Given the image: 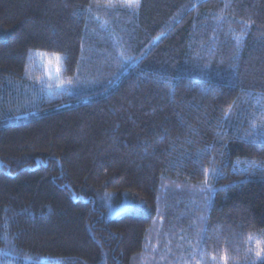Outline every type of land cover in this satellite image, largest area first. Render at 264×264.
<instances>
[{
    "label": "trees",
    "instance_id": "1",
    "mask_svg": "<svg viewBox=\"0 0 264 264\" xmlns=\"http://www.w3.org/2000/svg\"><path fill=\"white\" fill-rule=\"evenodd\" d=\"M138 5L0 0V264L255 259L264 0ZM36 52L74 84L52 98Z\"/></svg>",
    "mask_w": 264,
    "mask_h": 264
},
{
    "label": "snow or ice",
    "instance_id": "2",
    "mask_svg": "<svg viewBox=\"0 0 264 264\" xmlns=\"http://www.w3.org/2000/svg\"><path fill=\"white\" fill-rule=\"evenodd\" d=\"M126 3L128 7H133V6L138 7L139 6L138 0H136L135 5H133V0H126ZM31 55L43 56L47 58V62L50 65L54 62L57 68V73L60 72L62 61H63V57L60 54L52 53L51 56H49L48 53L36 52V53H30V57ZM27 68L28 66H26V71H27ZM58 79H59V76H58ZM73 84H74V81L71 79L59 80V85L72 86ZM228 114L229 113L227 112L225 113L226 116ZM260 126L264 127V113L261 114V125ZM257 128L258 126L256 124V121L255 120L250 121V129L252 131V134L256 136H264V133L257 131ZM210 175H211L210 170L207 168L204 169V176H205L204 183L206 186H207V181ZM245 243L249 245L248 250L244 253L245 259L254 255L255 259L251 260L250 264H264V239L256 238L255 240H253L252 235L249 234L248 238L245 240ZM253 245L255 246L254 249H253ZM231 259L232 258L230 257V254L228 252H224L222 255H220L219 261H217V258L215 256L212 257V264H230Z\"/></svg>",
    "mask_w": 264,
    "mask_h": 264
},
{
    "label": "rangeland",
    "instance_id": "3",
    "mask_svg": "<svg viewBox=\"0 0 264 264\" xmlns=\"http://www.w3.org/2000/svg\"><path fill=\"white\" fill-rule=\"evenodd\" d=\"M31 70L34 73H31L30 75L39 74L42 76L43 83L47 86L49 90V94L51 95L52 98L54 96V93H57L58 90L65 87V85H59V80H62V79L60 77V72L57 73V68H56L55 63L53 62L51 65L48 64L47 58L43 56L33 55ZM58 76H59V79H58Z\"/></svg>",
    "mask_w": 264,
    "mask_h": 264
}]
</instances>
